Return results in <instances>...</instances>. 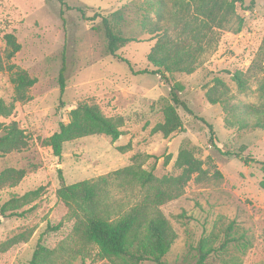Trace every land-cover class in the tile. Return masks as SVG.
Masks as SVG:
<instances>
[{"label": "rangeland", "instance_id": "374dc122", "mask_svg": "<svg viewBox=\"0 0 264 264\" xmlns=\"http://www.w3.org/2000/svg\"><path fill=\"white\" fill-rule=\"evenodd\" d=\"M64 1L72 8L64 11L65 23L56 0H0V50L5 47L3 36L12 34L21 49L10 64L35 79L27 91L28 100L14 103L11 115L0 118L5 125L15 122L28 138L25 150L0 157V173L6 169L25 172L15 187L0 189V207L11 196L43 188L19 210L27 211L25 216L0 217V244L32 231L27 243L0 254V264H29L38 240L49 249L64 248V258L70 264H115L101 258L96 247L83 244L74 232L75 219L56 197L60 186L57 170L66 185L96 179L133 163L157 179H173L181 174L177 166L181 151L200 162L201 174H194L179 197L160 207L177 235L164 257L165 264H197L202 241L218 250L205 264H264V131L227 127L222 107L206 99L218 78L236 96L234 103L258 105L264 100L260 92L264 56L257 60L264 40V0H254L253 5L251 0H243L242 5L236 4V16L227 27L209 31L199 66L192 74L167 75L170 85L182 87L180 99L193 112L192 116L178 107L182 131L169 136L155 131L172 105L169 85L158 76H134L128 65L109 56L100 19L94 17L109 16L128 4V13L137 14L131 21L136 39L117 54L135 72L152 70L147 55L156 39L139 31L137 22L142 17L156 19L154 0ZM162 1L170 10L175 0ZM77 8L84 10L85 18ZM238 19L242 25L237 33ZM164 22H168L167 16ZM176 33L170 37L178 38ZM62 61L65 89L60 96ZM237 71L248 80L249 89L244 93H239L231 80ZM13 96L11 74L0 72V99L9 104ZM80 103L98 106L106 117L122 118V135L115 142L97 135L66 143L59 159L43 141L60 123L68 122V113ZM199 118L212 125L215 147L209 141L208 127ZM236 154L250 162L244 164ZM136 194L129 186L115 187L109 198L126 210L138 199ZM59 223L58 231L44 232L47 225Z\"/></svg>", "mask_w": 264, "mask_h": 264}, {"label": "trees", "instance_id": "16d2710c", "mask_svg": "<svg viewBox=\"0 0 264 264\" xmlns=\"http://www.w3.org/2000/svg\"><path fill=\"white\" fill-rule=\"evenodd\" d=\"M60 5V17L63 23L64 11L71 10L64 0H56ZM236 4H243V0H175L170 10L165 8L162 0L153 1L156 8V19L142 17L137 22V29L142 33L153 35L155 46L147 55L152 70L144 69L133 71L130 63L121 58L117 52L127 43L136 38L132 34V19L137 15L128 13V4L113 12L109 16L94 17L100 19L101 28L106 40V52L119 63H125L134 76H158L161 81L169 85V95L172 105L164 112V121L155 128L164 136L182 131V123L176 112L178 107L193 116V112L180 99L182 87L178 84L170 85L167 75L173 73L192 74L199 66V58L204 53V43L209 31L227 27L235 15ZM254 4L251 0L250 5ZM162 12V10H164ZM139 10H142L140 5ZM82 18L85 12L77 8ZM168 17V22L165 17ZM93 21V20H91ZM242 19H238L236 32H240ZM178 33V38H171L172 33ZM176 33V35H177ZM4 50H0V72L11 74L14 96L7 104L0 99V118H7L14 109V103L28 100L27 91L35 84L24 70L10 64V61L20 51L21 46L12 34L3 36ZM257 60L264 56L263 45L259 48ZM65 64L59 72V93L63 95ZM231 80L235 83L239 93L246 92L248 80L244 73L234 72ZM214 86L206 93L209 104L222 107L225 115V124L229 128L238 130L264 131V100L258 105L234 103L236 96L231 94L223 82L216 78ZM261 98L264 97V84L260 87ZM60 105L61 103L60 99ZM209 129L210 143L215 147L216 136L212 125L199 118ZM122 118L106 117L98 106L80 103L68 113V122L60 123L58 130L43 144L49 147L52 154L61 158L63 145L82 138L103 135L112 142L117 141L121 135ZM28 146L25 132L18 128L15 122L8 125L0 122V157L15 152H21ZM237 157L248 164L250 160L242 154ZM181 174L173 179H157L151 171L147 172L139 164L113 171L96 179L85 180L72 185L64 184L61 170H57L60 181L56 197L68 208V216L75 219L74 232L80 237L83 244L97 248L101 258L108 259L115 264H165L164 257L170 251L176 240V233L165 218L160 207L176 199L183 192L184 186L194 174H201L200 162L189 153L181 151L177 160ZM264 173V163L261 164ZM24 170L6 169L0 173V189L15 187L24 177ZM129 186L131 193H137L138 199L126 210L118 202H112L110 191L113 188ZM43 188L36 189L21 197L11 196L0 207V217L22 218L27 211H21L24 206L37 198ZM61 223L55 227L47 225L44 232H56ZM228 230L231 231L230 226ZM32 231L19 233L0 244V254L6 253L13 246L27 243ZM240 238H243L241 236ZM223 242L219 249H223ZM246 245V243H244ZM245 247V246H244ZM64 248L49 249L38 240L32 253L29 264H70L65 259ZM217 249L209 247L205 241L199 243V258L197 264H205V260ZM82 264L84 262L82 261Z\"/></svg>", "mask_w": 264, "mask_h": 264}]
</instances>
